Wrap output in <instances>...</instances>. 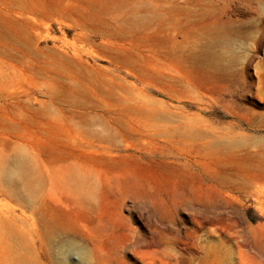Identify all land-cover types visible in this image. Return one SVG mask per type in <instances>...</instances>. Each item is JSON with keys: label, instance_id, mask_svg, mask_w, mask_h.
Listing matches in <instances>:
<instances>
[{"label": "rangeland", "instance_id": "rangeland-1", "mask_svg": "<svg viewBox=\"0 0 264 264\" xmlns=\"http://www.w3.org/2000/svg\"><path fill=\"white\" fill-rule=\"evenodd\" d=\"M0 264H264V0H0Z\"/></svg>", "mask_w": 264, "mask_h": 264}, {"label": "bare ground", "instance_id": "bare-ground-1", "mask_svg": "<svg viewBox=\"0 0 264 264\" xmlns=\"http://www.w3.org/2000/svg\"><path fill=\"white\" fill-rule=\"evenodd\" d=\"M254 186V185H253Z\"/></svg>", "mask_w": 264, "mask_h": 264}]
</instances>
